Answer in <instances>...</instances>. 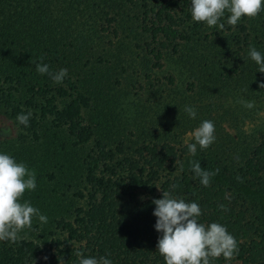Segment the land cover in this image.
Returning a JSON list of instances; mask_svg holds the SVG:
<instances>
[{
  "label": "trees",
  "instance_id": "obj_1",
  "mask_svg": "<svg viewBox=\"0 0 264 264\" xmlns=\"http://www.w3.org/2000/svg\"><path fill=\"white\" fill-rule=\"evenodd\" d=\"M130 22L135 48L157 66L166 57L180 60L191 76L200 72L189 50L201 41L206 23L192 19L191 0H0V111L18 126L0 153L11 152L33 170L37 187L26 196L47 217L37 225L43 240L0 241V264H79L77 253L112 264H166L152 203L163 191L197 203L198 222L206 227L225 226L239 248L233 259L264 264V134L237 168L218 169L206 187L192 170L197 158L188 145L159 135L132 142L125 127L108 118L120 104L127 70L109 50L113 40L103 39L116 38ZM240 27L246 39L226 38L223 68L214 63L208 72L215 86L225 81L257 87L256 69L249 70L250 61L240 55L251 43L248 27ZM38 63L52 71L66 68L68 75L55 83L37 72ZM28 111L33 115L25 127L16 117ZM170 117L160 134L177 133ZM228 261L210 258V264Z\"/></svg>",
  "mask_w": 264,
  "mask_h": 264
},
{
  "label": "rangeland",
  "instance_id": "obj_2",
  "mask_svg": "<svg viewBox=\"0 0 264 264\" xmlns=\"http://www.w3.org/2000/svg\"><path fill=\"white\" fill-rule=\"evenodd\" d=\"M230 13L227 11L218 23H223L224 28L217 26L209 27L205 24L201 41L190 44V53L193 54L191 60L197 65L196 71L199 73L191 76V71L180 63V60L167 61L166 57L163 64L157 66L150 56L136 46L134 24L127 23L125 30L120 32L116 38L105 36L103 41L113 40L114 46L112 54H119L120 65L127 70L122 74L120 93L122 94L120 104L115 106L108 118L113 121V126L125 127L127 137L132 141H149L152 137L156 140L157 136L163 139L169 138L178 147L184 148L186 145L196 143L193 133L204 120L214 123L215 141L207 149H201L197 144L196 155L201 168L218 175L217 170L223 171L226 165L237 168L244 158L257 145L264 134V88L259 87L264 73L258 71V65L249 56V51L255 47L264 56V8L255 18L242 17L236 26L227 23ZM125 24V23H124ZM246 24L248 27V37L251 41L250 46H245V50L240 55L247 57L250 61L249 70L256 69L258 73L257 87L252 83L236 84L229 86V82H218L217 85L210 80L209 70L216 63L219 68H223L222 56L223 48L226 47V38L233 39L240 35L239 40L246 39L240 25ZM130 25V27H129ZM214 35L206 41V35ZM237 40V39H236ZM234 49L239 50L237 42H231ZM244 46V43H240ZM212 54V56H211ZM214 55V57H213ZM235 58L236 55H233ZM112 59L117 58L112 55ZM172 58H175L172 56ZM214 62H213V61ZM247 61V62H248ZM222 64H220V63ZM190 65V64H188ZM191 66V65H190ZM172 75L176 78L172 82ZM195 84H194V82ZM192 82V83H190ZM252 103L253 107L248 108L246 103ZM192 107L196 111V117L191 118L185 108ZM171 114L170 119L174 120L177 133L160 134L163 128L165 117ZM175 128V127H174ZM18 131V126L4 112L0 111V147L6 149L4 141L14 140ZM1 152V150H0ZM12 156L11 152H9ZM213 158L214 165L209 164L208 160ZM218 158L221 160L218 165ZM17 161V160H16ZM28 168V167H27ZM31 172L32 169L28 168ZM233 170V168L231 169ZM229 175V173H226ZM229 184V183H228ZM32 190H26L19 202H29L35 206L26 194ZM38 209V208H37ZM42 223L38 217H33L32 228H25L20 231L18 237L41 241L40 232L44 231L37 227ZM225 264H259L245 262L239 259H232Z\"/></svg>",
  "mask_w": 264,
  "mask_h": 264
},
{
  "label": "clouds",
  "instance_id": "obj_3",
  "mask_svg": "<svg viewBox=\"0 0 264 264\" xmlns=\"http://www.w3.org/2000/svg\"><path fill=\"white\" fill-rule=\"evenodd\" d=\"M262 3L264 0H191V16L196 22H205L209 27L218 25L223 29L224 24L218 22L226 11L230 13L227 23L236 26L242 17H257ZM249 56L258 65V71L264 73V56L255 47L250 49ZM36 70L41 75L47 74L55 83H62L68 75L66 68L52 71L49 65L43 63H38ZM259 87L264 88V81L259 83ZM245 106L251 108L253 104L249 102ZM185 111L191 118L196 117L194 108L186 106ZM32 115L31 111L21 113L16 120L27 127ZM214 132V123L204 120L193 133L196 143L188 145L189 152L195 156L197 144L202 150L210 147L215 141ZM190 163L200 182L206 187L210 186L211 177L216 173L203 170L200 162ZM36 187L34 172L14 157L0 153V241L15 242L20 231L32 228L33 217L47 222V217L39 209L29 202H19L26 190L34 191ZM152 203L156 205L153 212L157 217L155 229L162 233L157 248L166 264H210V258L223 255L226 260H232L238 254L237 241L225 226L214 222L206 227L198 222L201 208L197 203L177 200L165 191L163 198L154 199ZM77 255L81 257L79 264H112L106 257L97 259L83 258L81 253Z\"/></svg>",
  "mask_w": 264,
  "mask_h": 264
}]
</instances>
